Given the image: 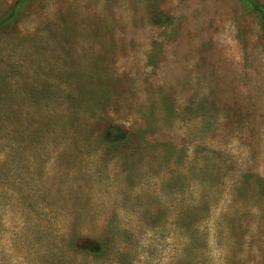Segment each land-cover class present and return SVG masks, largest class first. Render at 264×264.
<instances>
[{"label":"rangeland","instance_id":"1","mask_svg":"<svg viewBox=\"0 0 264 264\" xmlns=\"http://www.w3.org/2000/svg\"><path fill=\"white\" fill-rule=\"evenodd\" d=\"M10 11L0 264H264V32L245 0Z\"/></svg>","mask_w":264,"mask_h":264},{"label":"trees","instance_id":"2","mask_svg":"<svg viewBox=\"0 0 264 264\" xmlns=\"http://www.w3.org/2000/svg\"><path fill=\"white\" fill-rule=\"evenodd\" d=\"M245 1L248 3L251 10L255 12L256 15L258 16L261 28L264 32V9L260 5H258V3L255 0H245ZM10 13L11 11L0 21L1 24L9 20L11 16Z\"/></svg>","mask_w":264,"mask_h":264}]
</instances>
